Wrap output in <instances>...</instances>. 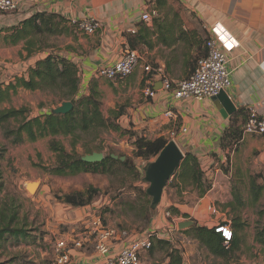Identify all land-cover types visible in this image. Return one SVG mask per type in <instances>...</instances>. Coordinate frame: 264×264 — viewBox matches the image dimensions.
Instances as JSON below:
<instances>
[{"label": "crops", "instance_id": "1", "mask_svg": "<svg viewBox=\"0 0 264 264\" xmlns=\"http://www.w3.org/2000/svg\"><path fill=\"white\" fill-rule=\"evenodd\" d=\"M148 10L156 14L149 22H143L141 16ZM38 14L64 18V32L44 38L41 50L27 56L25 44L30 37L19 39L21 35L16 30L20 31L25 21ZM90 19L99 24L93 35H85L72 26V23ZM216 23L237 44L227 54L230 87L225 94L235 109L231 115L216 99H174L172 93L162 89V77L159 75L153 73L151 80H144L145 66L160 70L161 75L172 82L190 77L198 59L206 54L207 27ZM129 50L136 51L140 58L129 77L109 81L97 76L99 70L112 67ZM50 54L76 65L81 94L86 95L91 85L96 86L100 110L105 118L108 117L106 110L125 107V114L117 123L128 134H120L114 146L121 151L126 150V158L134 151V137L131 135L148 140L167 139V134L175 131L174 143L179 150L198 159L210 182L209 191L199 198L192 186L165 188L157 214L150 222V228L155 227L148 234H153L154 239L169 241L180 249L183 264H250L245 259L247 247L243 245V237L252 235L255 238L258 229L247 227L239 216L233 218L232 215L239 211L233 209L236 204L234 197L239 196L243 203L251 197L256 204L258 196H264V137L243 132L248 109L264 114V0H47L38 4L22 2L16 12L0 14V64L10 73V78L0 81V84L7 85L16 76L26 78L27 70ZM148 85L156 89L152 99L142 93ZM44 96L46 94L39 91L18 89L5 103L14 109L34 108ZM5 103H2L4 107ZM167 112L172 116H167ZM230 126L240 140L237 145L222 149L220 139ZM182 129L186 132L183 133ZM77 153L84 156L83 151ZM132 159L131 164H135L138 171H143L148 165ZM240 188L246 189V197L236 193ZM166 190L170 191L169 195ZM61 206L75 230L58 238L55 247L61 241L69 242L82 235L89 224L83 225L82 221L92 208V205L82 208ZM170 207L180 215L170 213ZM165 217L177 226L180 221H192L193 226L175 230ZM235 219L242 224L240 229H235L240 243L223 257L212 255L189 232L195 226L210 230L222 222L231 224ZM81 224L84 227L76 231ZM158 228L168 229V234L156 233ZM131 235L146 236L145 232H131ZM254 238L252 243L264 249L254 243ZM34 239L36 237H32L31 242ZM121 247L122 242L113 243L115 252ZM157 252L143 253L142 264L157 263L153 257ZM68 254L69 264H101L104 260L92 244H84L81 248L71 244ZM165 262L163 256L160 264Z\"/></svg>", "mask_w": 264, "mask_h": 264}, {"label": "rangeland", "instance_id": "2", "mask_svg": "<svg viewBox=\"0 0 264 264\" xmlns=\"http://www.w3.org/2000/svg\"><path fill=\"white\" fill-rule=\"evenodd\" d=\"M20 67L24 69L23 65ZM9 78V70L0 64V81ZM44 94L46 96L42 97L37 107L26 108L29 117L49 113L60 107L62 103L68 102H61L52 94ZM5 105L4 107L0 104V111L12 108L6 103ZM106 115L109 116L107 110ZM6 127L15 129L17 122L10 121ZM3 130L4 128L0 127V149H4L0 158V181L3 185V190L0 192V211L12 210L16 214L15 226L25 227L30 236L26 240L29 242H19L14 239L0 241V264H55V241L75 230L57 197L72 192H83L90 186L98 191V195L92 203L89 215L82 221L83 225L89 223V219L95 214L100 215L107 223L113 221L120 223V227L130 234L145 232L148 235L150 229H154L155 226L150 228V222L156 216L159 204L149 207L152 199L143 194L148 184L142 181L144 172L138 171L135 164H131L133 153H129L130 157L126 158V162L132 166L131 169L115 166L111 171L112 174L81 173L59 177L45 171L46 168L54 166L56 161V155L49 150V143L53 140L59 142L70 153L72 151L70 137H45L35 142L24 140L21 144L13 145L11 139L4 137ZM119 135L120 133L112 131L90 132L81 136V141L75 149L81 153L83 151L81 145L84 144L91 150L98 148L101 151L96 153H102L104 157L109 152L126 157L124 154L126 150L121 151L114 146ZM30 183H37V187L32 192L26 189ZM169 192L166 190L167 195ZM236 192L243 198L246 197L245 188L236 189ZM249 192L252 193V188ZM248 199L232 216L233 218L239 216L247 227L258 229L264 225V196L259 195L256 204L251 197ZM164 209L167 210V207ZM165 218L173 228L175 223L169 221L168 217ZM83 225L77 227L76 231L83 228ZM156 233L166 236L168 229L158 228ZM32 237H36L33 242L30 241ZM168 237L172 238L171 235ZM252 238H254L252 235L243 237V245L247 247L245 259L250 264H264V249L255 246ZM163 256L162 253L157 252L153 257L160 264Z\"/></svg>", "mask_w": 264, "mask_h": 264}, {"label": "trees", "instance_id": "3", "mask_svg": "<svg viewBox=\"0 0 264 264\" xmlns=\"http://www.w3.org/2000/svg\"><path fill=\"white\" fill-rule=\"evenodd\" d=\"M66 20L57 15L38 14L25 21L18 31L20 37L26 36L28 41L25 44L27 56H31L37 50H41L44 38L52 34H61L64 32L63 26ZM76 27V24H72ZM146 75V82L149 80ZM18 89L30 92H42L52 94L60 99L61 102L68 101L72 104L71 110L65 115H54L51 112L38 115L35 117L28 116L26 108L0 111V127L4 128L3 135L11 139L13 145L24 142H35L45 137L64 136L71 138L72 151L69 153L65 148L56 141H50L49 150L56 155L54 166L46 168L45 171L59 177L71 176L76 174H112L111 171L115 166L129 168L126 161L120 162L110 157L109 152L99 163H85L81 161L83 155L78 154L75 146L80 143L81 136L90 132L112 131L121 135L128 134L117 123V120L125 114V107L117 106L109 111V116L105 118L100 110L99 93L95 85L88 88L86 95L80 92V80L78 69L73 63L55 55H48L45 59L37 61L35 65L27 70V77H14L7 85L0 84V104L9 100L11 95H15ZM10 121H16L17 127L10 129L6 127ZM232 128H228L222 135L220 142L222 149L232 145H237L240 140L239 136ZM134 137L132 145L134 146L133 157L149 164L169 143L164 138L148 140L144 137ZM84 155L100 152L101 150H91L87 145L82 144ZM4 149H0V158L3 156ZM133 165V164H132ZM144 172V170H143ZM1 179V178H0ZM144 182V179L142 178ZM178 182L179 184H175ZM192 186L197 197L204 196L210 189V182L201 170L198 159L190 154L185 153L179 169L174 173L171 181L166 188ZM3 185L0 181V192ZM147 196L146 190L143 191ZM237 193V192H236ZM98 191L92 186L83 192H72L57 197V200L65 206L71 208H82L92 205ZM236 204L234 210L241 209L243 202L239 196L234 197ZM152 207V204H149ZM154 207V206H153ZM168 211L174 215L180 213L173 207ZM16 214L12 210L0 211V241L14 239L15 241L25 242L29 238L28 231L25 227L15 226ZM185 218V215H182ZM242 224L238 219L233 220L231 228L233 238L228 246H223V241L213 229L204 227H192L189 232L198 243L204 246L212 255L225 256L233 251L240 243V237L235 229H240ZM29 241V240H28ZM26 241V242H28ZM31 241V240H30ZM151 252L158 251L163 253L164 264H183L182 251L174 247L169 241L162 239L152 240ZM255 243L264 247V225L258 228L254 238Z\"/></svg>", "mask_w": 264, "mask_h": 264}, {"label": "built area", "instance_id": "4", "mask_svg": "<svg viewBox=\"0 0 264 264\" xmlns=\"http://www.w3.org/2000/svg\"><path fill=\"white\" fill-rule=\"evenodd\" d=\"M46 1L0 0V14L16 12L22 2L38 4ZM155 14V11L148 10L142 14L141 20L149 22ZM72 24H76L77 29L85 35H93L99 29V24L91 19ZM207 33L208 37L205 42L206 54L198 59L190 77L172 82L161 75L160 70L145 66L143 70L150 77L149 80L152 79L154 74L161 76L162 89L172 93L173 98L176 100L193 99L195 101H203L205 99H214L221 92H225L230 87L227 54L234 50L237 44L217 23L208 26ZM229 45L231 46L229 47ZM139 60L138 53L129 50L115 65L99 70L97 76L109 81L126 79L138 66ZM142 93L145 97L152 99L155 95V90L151 85H148L143 89ZM166 115L172 116V113L167 112ZM181 131L183 133L186 132L185 129ZM243 132L264 137V114L259 115L254 109H248ZM176 135L175 131H170L166 140L174 142ZM173 229L178 230L176 224ZM213 231L220 236L223 246H228V243L233 238L231 224L229 222L219 223L214 226ZM154 237L153 234L136 237L123 230L117 224L109 225L105 223L100 215L94 214L80 237L77 239L73 238L69 242L61 241L56 244L55 264L70 263L68 247L71 244L76 248H81L84 244H92L95 247V251L104 258L101 264H142L141 255L151 250ZM117 241L122 242V247L115 252L113 243Z\"/></svg>", "mask_w": 264, "mask_h": 264}, {"label": "water", "instance_id": "5", "mask_svg": "<svg viewBox=\"0 0 264 264\" xmlns=\"http://www.w3.org/2000/svg\"><path fill=\"white\" fill-rule=\"evenodd\" d=\"M156 90V89H155ZM218 100L226 113L231 115L234 113L235 109L232 103L229 101L225 92H221L216 98ZM72 108V104L69 102H64L62 105L55 110L51 111L54 115H65ZM114 160H119L120 162H125L126 157L118 155H110ZM184 158V154L179 150L174 142H169L165 148L158 154V156L149 163L144 169V182L148 184L146 194L151 197L152 206L159 204L163 191L167 187L168 183L172 179L174 173L179 169ZM104 159L102 153H92L89 155H84L81 157V161L85 163H99ZM31 187H37V183H30L27 186V191L32 192ZM193 226L192 221H185L178 224V229H185Z\"/></svg>", "mask_w": 264, "mask_h": 264}, {"label": "bare ground", "instance_id": "6", "mask_svg": "<svg viewBox=\"0 0 264 264\" xmlns=\"http://www.w3.org/2000/svg\"><path fill=\"white\" fill-rule=\"evenodd\" d=\"M34 188H36V187H31L30 189H32V191H33Z\"/></svg>", "mask_w": 264, "mask_h": 264}, {"label": "snow or ice", "instance_id": "7", "mask_svg": "<svg viewBox=\"0 0 264 264\" xmlns=\"http://www.w3.org/2000/svg\"><path fill=\"white\" fill-rule=\"evenodd\" d=\"M231 45H229V47H230Z\"/></svg>", "mask_w": 264, "mask_h": 264}]
</instances>
